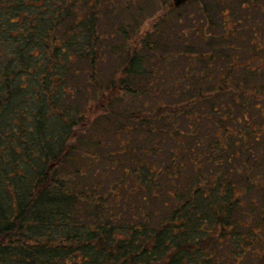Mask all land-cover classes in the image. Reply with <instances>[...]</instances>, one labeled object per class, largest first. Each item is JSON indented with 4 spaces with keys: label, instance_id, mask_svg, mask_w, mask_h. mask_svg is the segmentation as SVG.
<instances>
[{
    "label": "trees",
    "instance_id": "1",
    "mask_svg": "<svg viewBox=\"0 0 264 264\" xmlns=\"http://www.w3.org/2000/svg\"><path fill=\"white\" fill-rule=\"evenodd\" d=\"M219 3L221 34L193 21L157 57L109 0H0V264H264V18L248 20L264 0ZM177 55L176 98L121 110L151 80L142 62Z\"/></svg>",
    "mask_w": 264,
    "mask_h": 264
},
{
    "label": "rangeland",
    "instance_id": "2",
    "mask_svg": "<svg viewBox=\"0 0 264 264\" xmlns=\"http://www.w3.org/2000/svg\"><path fill=\"white\" fill-rule=\"evenodd\" d=\"M170 1L172 0H168V2ZM210 1L206 0L205 1L207 2L206 4H202V6H199L197 3L200 1L198 0H185L184 3L180 2L178 7H174L172 8V10L171 9L169 10L164 7L161 0H109V3L111 4L112 9L115 11V13L112 15L109 14L108 16H111L110 19L112 20L115 19L116 22H120L125 19L127 20L125 25L120 26V30L121 31L123 30L122 32L127 34L130 39L136 38L137 36H139V34L143 30H147L148 33H146L145 36L146 35L148 37L154 36L153 38L156 37V40L158 43L157 46H154V51H153L154 55L158 57L162 53H164L170 56L172 55V50L176 49V46L173 45L174 43L177 42L178 49L180 48V41L178 39H174L173 35L176 34V32H179L180 34H182L181 30L190 28L193 25V23H191L193 21L196 27L199 28L202 33H206L209 29H211V31L216 36L222 33V31L219 30L220 28L218 27V24L221 21V16H217V14H215L213 10L214 9L216 10V8L210 5ZM217 1L221 2L219 4L223 7V0H217ZM235 1L236 0H229V3L231 2L234 3ZM205 12L206 13L208 12L207 13L209 14L208 16L211 17V18L209 17L208 19L211 24L214 23V26L210 24L206 26L205 24L206 15L202 14ZM231 12L232 10L227 11V13L224 16L229 17L231 15ZM250 13L249 14L252 17L250 16L248 20L249 22H253L250 24H257L256 21L262 22L261 18H259L258 16L264 18V14L258 13L257 15V13L253 10H251ZM245 15L246 14H244V16L241 17L242 20L245 19ZM156 18H160V19L156 21V23L158 24V27H157L158 32L157 34H154L153 28H155V26L151 23L155 22ZM162 20L166 22L164 21L161 22ZM242 23L243 22H239L235 25H240ZM117 26H119V23L117 24ZM148 28L150 29L148 30ZM230 28L231 30L229 29L225 32L227 36H230L233 34L232 26H230ZM241 34H242V40L237 45H239L242 48L244 47L248 49V46H247L248 43L245 44V41L243 43V40H246L247 38L246 35H249V33L242 32ZM145 36L142 39H145ZM250 36H251V40L254 46H256L258 39L254 35L250 34ZM183 37L184 36L182 34L181 38ZM111 39L113 43L120 42L119 41L120 38L118 36L112 38L111 34L109 33L105 36L103 40V44H105V47H103L102 55H101V61L102 63H105L104 65L109 64L108 62L115 61V56L111 53L110 51L111 47H109V44H111ZM187 39L186 40L189 41V43H191L192 46H202L203 45L202 42L195 39L193 36H191V34H187ZM121 41L123 43V40ZM141 45L142 44H140V47ZM139 49L140 50H138V53L140 55L142 54L143 50H141V48ZM182 50H183V47H182ZM177 56L178 58L175 59V61L166 62V65L168 67H165V69L155 66V64H158V59L156 58H154V61L142 62L139 65L140 69H143V70L148 69L151 72V80H153V83H151V85L158 86L160 89L158 88V90L155 91V89L152 88L153 91L151 92V90H149V87L145 86V83L151 81L150 78L145 80L144 82H141L140 86L143 87V89L136 91L135 93L132 92L131 94H129L128 98L126 100L124 99V101L122 102L121 110L127 111L128 108L131 109L133 107L131 110L128 111V113L135 111V109H137L135 107L142 105L144 100L148 98L152 99L153 101H155V103H157L160 99L161 94L169 95L171 98H176V88L175 87L177 86V83L175 81V78H183L182 76L183 75L185 76V72H183V63H182L184 58L183 57L179 58V55ZM245 58H247V52H241V59L244 60ZM252 63L254 65L257 64L255 60H252ZM162 74H165V75L162 76ZM262 74L264 75V69L262 70ZM114 82H115V85L119 87L120 83L116 78ZM189 84H190L191 90L195 91V89H193L194 83L190 82ZM180 94H187V93L181 92ZM150 111H153V110L149 108V110L145 114H148ZM112 116L115 118L116 114ZM172 123H173V119L172 117L169 116L168 126L170 127ZM200 125L201 126L207 125V123L204 120H201ZM138 131L143 133V135L145 136L144 138L148 142L153 141V138L154 139L158 138V136L161 135L159 131L157 132L156 129H152L150 123H145L142 126H140ZM148 133L153 135V138L152 136L150 137Z\"/></svg>",
    "mask_w": 264,
    "mask_h": 264
},
{
    "label": "water",
    "instance_id": "3",
    "mask_svg": "<svg viewBox=\"0 0 264 264\" xmlns=\"http://www.w3.org/2000/svg\"><path fill=\"white\" fill-rule=\"evenodd\" d=\"M180 2H181V0H175L176 5H179Z\"/></svg>",
    "mask_w": 264,
    "mask_h": 264
},
{
    "label": "flooded vegetation",
    "instance_id": "4",
    "mask_svg": "<svg viewBox=\"0 0 264 264\" xmlns=\"http://www.w3.org/2000/svg\"><path fill=\"white\" fill-rule=\"evenodd\" d=\"M174 1H175V0H174ZM181 2H182V3H184V2H185V0H182Z\"/></svg>",
    "mask_w": 264,
    "mask_h": 264
}]
</instances>
